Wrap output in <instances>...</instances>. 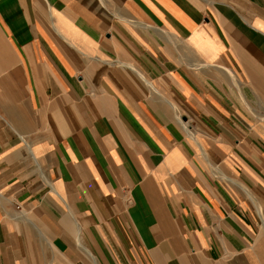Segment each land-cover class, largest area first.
<instances>
[{
  "label": "crops",
  "instance_id": "crops-1",
  "mask_svg": "<svg viewBox=\"0 0 264 264\" xmlns=\"http://www.w3.org/2000/svg\"><path fill=\"white\" fill-rule=\"evenodd\" d=\"M0 264H264V0H0Z\"/></svg>",
  "mask_w": 264,
  "mask_h": 264
}]
</instances>
